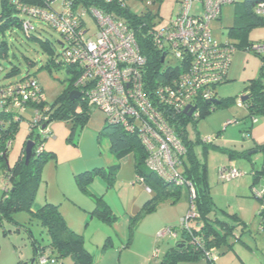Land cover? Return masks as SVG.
I'll list each match as a JSON object with an SVG mask.
<instances>
[{
    "label": "rangeland",
    "instance_id": "1",
    "mask_svg": "<svg viewBox=\"0 0 264 264\" xmlns=\"http://www.w3.org/2000/svg\"><path fill=\"white\" fill-rule=\"evenodd\" d=\"M242 1L235 0L236 4L224 6L222 19L212 22L211 25L219 42H230L233 46L235 44L241 46L236 48L231 57L229 75L233 81L223 83L217 89V100L229 99L230 104L225 108H217L199 123L191 122L187 127L189 138L193 141V153L199 163L206 166L208 188L220 217H224L223 210L230 214L242 210L250 216L253 206L259 203L261 205L252 194L261 190L264 180V176L261 175L262 178L254 181L252 174L254 169H261L264 162V152L253 150L256 145H264V117L254 122L252 137L244 139V127L250 126L251 120L243 121L248 115V110L241 104L250 80L261 75L263 62L255 47L264 46V26L251 29L243 39L237 36L239 31L234 30V34H230L234 24L235 9ZM60 4L59 1L56 6L60 8ZM127 4L131 12L136 15H141L146 9V3L140 0H128ZM153 6L151 9H159V17L155 20L159 26L169 23L179 9L178 0H159ZM196 10H198L197 5H194V11ZM86 20L91 30H94L96 24L93 17L88 15ZM35 26L37 31H41L40 37L51 42L55 55H62L61 35L43 23H35ZM2 42L8 43L9 55L7 59L0 58V85L18 81L29 71L31 75L36 74L40 81L45 103L54 104L68 87L69 75L66 70L53 68L51 74L46 69H41L48 60V55L42 51L37 42L26 39L19 29L9 30L4 35L0 33V44ZM26 59L35 64L28 66ZM168 64L166 63L163 69ZM14 65L20 68V74L6 79V74ZM34 114L32 107H28L23 113V119L9 154L11 166L19 157L25 142L30 141L29 122L33 121ZM106 124L105 113L101 110H93L84 128L77 125L72 131L73 124L59 118L48 125L47 131L51 134L45 145L53 146L56 157L43 167L42 181L37 189L35 203L41 204L47 196L58 199L60 203L62 201L63 214L74 228L84 234L86 245L95 254L94 264H159L168 249L180 240V225L191 212L189 191L183 187L177 202L172 203L168 200L160 202L155 209L142 213L141 217L134 221L152 194L147 190L146 184L137 181L132 154L118 160L110 151V143L106 135L101 136L98 141V134ZM209 137H213L215 145L205 148L204 141ZM198 138L201 141L197 142ZM245 151L249 157L240 155ZM253 151L256 153L251 154ZM114 164L119 166V170L112 186L108 187L102 178H99L100 180L95 178L90 183L88 191L80 187L76 179L78 174L88 168L87 171L107 168ZM232 169L240 171L242 175L227 179ZM4 189L5 184L0 174V200L4 195ZM100 200L103 206L109 209L113 220H103L91 214L100 205ZM14 218L17 224L5 222L2 225L0 222V264H16L20 258L23 260L34 258L31 231L41 246L47 245L46 233L38 220L29 212H17ZM188 223L190 226L194 225L193 221ZM169 228L176 231L172 229V232L161 238L160 234ZM249 230L242 240L254 244L255 237L263 243L264 234L258 233L257 224L250 225ZM5 232L8 234L6 235ZM235 234L237 236L233 242L241 235V230L237 228ZM237 245L239 244L235 245L234 252L220 256V264H242L239 256L247 259V255L244 254L246 252ZM205 261H181L178 264L203 262L206 264ZM61 264H73V262L67 257Z\"/></svg>",
    "mask_w": 264,
    "mask_h": 264
},
{
    "label": "trees",
    "instance_id": "2",
    "mask_svg": "<svg viewBox=\"0 0 264 264\" xmlns=\"http://www.w3.org/2000/svg\"><path fill=\"white\" fill-rule=\"evenodd\" d=\"M79 1L85 6L95 7L107 13H114L117 17L130 23V27L135 30L142 52L148 58L146 77L161 76L163 71L162 53L153 48L148 33L150 25L159 16V9L153 10L152 7L146 5V9L142 14L136 15L131 12L128 6L118 5L116 1L107 4L104 0H77L76 3H79ZM158 1L153 0L154 4ZM57 3L55 0H1L0 33L4 35L9 30L19 29L26 39L37 42L42 51L48 55V60L41 69H46L51 74L53 68L57 70L64 69L69 75L68 87L52 105H47L45 99L42 101L41 98L44 97L43 87L36 74L31 75L29 71L24 78L18 81L0 85V174L5 184L4 195L0 200V222L2 225L5 222L17 224L14 218L15 214L27 211L33 218L38 220L47 235V245L41 246L31 231L34 258L32 260L20 258L16 264H42L43 258L46 260L45 264H61L67 257L71 258L73 264H94L95 261V254L86 245L84 234L69 224L61 212L60 204L47 201L36 211L32 210L37 189L42 181L41 172L43 167L48 161L56 157L55 153L47 149L45 145L51 133L45 134L44 131H47L48 125L56 118L72 123L74 126L72 131L77 125L84 128L93 111L88 108L81 94L74 101L70 99L71 93L79 92V88L75 84L81 74V64L78 60L74 61L73 57L74 53L82 49V44L77 38V34L73 37L68 33L58 31L55 22L44 17L45 14L59 21L63 3L61 2L60 8L56 6ZM261 3H264V0H243L239 3L240 6L235 9L231 35L236 30L239 31L237 36L243 39L244 36L247 37V33L251 29L264 26V15L256 13V8ZM35 23H43L61 35L63 39V42L60 43L63 49L62 55H55L51 42L40 37L41 31H37ZM81 26L82 23L79 27ZM235 46L234 51L236 48H241L239 44H235ZM257 53L261 56L263 64L260 77L250 80L245 89V95L248 98L244 105L248 110V115L243 121L251 120V124L244 127V139L252 137L254 121L264 117V54ZM8 55L9 45L7 42H2L0 44V58L7 59ZM70 55L72 58H70ZM26 63L28 66L35 64L29 59H26ZM20 72V68L14 65L6 74V79L13 78L19 75ZM229 81L228 74L224 83ZM221 100L220 105L205 103L201 107L199 117L194 118L182 114L170 118L176 135L187 151L186 158L183 161V176L196 189L197 197L195 201L191 203L190 192L189 200L191 206L194 205L198 217L193 220V226L180 225V240L175 246L168 249L159 264H178L181 261L195 262L198 260H206L208 264H215L219 256L225 252L233 251L235 244L243 241V234H241L233 242V239L237 236L235 234L237 228L241 227L243 231L246 230V224L242 222L238 215L229 214L224 210L222 211L224 217L218 215L216 204L206 180V166L199 163L195 157L193 141L189 138L187 129L189 123L195 122L197 124L217 108L229 106V99ZM28 107H32L35 112L33 121L29 122L31 126L29 139L34 142L32 155L29 162H27L25 149L28 141H26L19 157L11 166L9 164V154L12 143L19 130L23 113ZM79 107L81 112L77 111ZM36 117L39 118L36 120ZM98 135V141L103 135L108 137L110 151L118 160L129 154L133 155L137 181H139L138 178L143 179V183L151 189L152 197L142 206V210L136 215L134 221H137L142 213L155 209L160 202L167 200L172 203L177 202L183 186H178L169 179L161 178L147 166L148 154L137 134L126 131L117 125H112L107 119V124ZM199 141L201 139L198 138L197 142ZM214 145V141L205 143V148L214 147ZM256 149L264 152V145H256L253 150ZM240 155L249 157L246 151L240 153ZM118 170L119 166L117 164L107 168H95L78 174L76 179L84 191H88L90 183L95 178H102L109 187L113 185ZM252 174L255 180L262 178L261 175L264 176V162L262 168L259 170L254 169ZM252 197L262 203L260 227L264 231V199L254 194H252ZM91 214L97 215L103 220L112 219L109 209L103 206L102 201ZM169 229L172 230L173 228ZM27 230L30 231L29 228ZM5 234L8 233L5 232Z\"/></svg>",
    "mask_w": 264,
    "mask_h": 264
},
{
    "label": "built area",
    "instance_id": "3",
    "mask_svg": "<svg viewBox=\"0 0 264 264\" xmlns=\"http://www.w3.org/2000/svg\"><path fill=\"white\" fill-rule=\"evenodd\" d=\"M55 1L63 3L59 21L45 14L44 17L53 20L58 31L73 37L77 34L81 41L82 49L73 57L81 64L75 86L88 108L101 110L110 124L137 134L148 154L147 166L161 178L188 188L193 203L196 189L183 176L187 151L170 118L188 115L185 111L193 107L192 117H199L205 103L214 105L217 100V88L229 74L234 46L219 42L211 25L220 19L222 8L235 4V0H178V12L169 23L159 26L153 21L148 29L149 38L162 58L165 55L163 66L169 63L161 76L155 78L146 77L148 58L130 23L114 13L76 3L77 0ZM104 1L128 6L125 5L128 0ZM140 1L154 7L153 0ZM194 5L199 11H194ZM256 13L264 15V3L257 6ZM88 15L95 20L94 30L86 20ZM255 51L264 54V46L255 47ZM41 99L44 101L45 97ZM241 104L245 103L241 100ZM77 111L81 112V108ZM213 140L209 137L204 143ZM241 175L232 169L227 179ZM138 180L143 182L141 178ZM147 190L151 193L150 188ZM253 194L264 199V180L261 190ZM191 209L181 223L186 227L198 217L194 205ZM169 232L172 230L163 231L160 237ZM45 262L43 258L41 263Z\"/></svg>",
    "mask_w": 264,
    "mask_h": 264
},
{
    "label": "crops",
    "instance_id": "4",
    "mask_svg": "<svg viewBox=\"0 0 264 264\" xmlns=\"http://www.w3.org/2000/svg\"><path fill=\"white\" fill-rule=\"evenodd\" d=\"M222 19V14H221V17H220V19L219 20H221ZM218 20V21H219ZM230 73V72H229ZM229 82H231V81H233V79H232V77L229 75ZM51 133V132H50ZM47 147V149H49V150H51V151H53L54 153H55V155H56V151H55V149L53 148V146H48V145H46ZM253 152H255V151H253ZM89 169V168H88ZM88 169H86V170H84L83 172H85V171H87ZM98 180H100L99 178H98ZM254 181H256L255 179H253ZM254 186V184L252 183V187ZM214 200V199H213ZM47 201H51V202H53V203H58V204H60V205H62V201H61V203H60V201L58 200V199H55V198H52V197H50V196H47L46 198H45V200L41 203V204H39V203H34V205H33V207H32V210L33 211H36L37 209H39L43 204H45V202H47ZM215 202V201H214ZM217 207V206H216ZM261 208H262V203H261V205H260V203H259V205L258 204H256V205H254L253 206V208H252V211L250 212V213H252L250 216L248 215V213L245 211V212H242V210H238V212L237 213H234V214H237L238 215V217L242 220V222H244L245 224H246V230L245 231H243L242 230V228L240 227L239 229L241 230V234H243V236H242V239L244 238V234H247L250 230H249V227H250V225L251 226H253V224L254 225H256L257 224V226H258V233L259 234H261L262 232V234H264V231L263 230H261V227H260V221H261V217H260V210H261ZM61 212H62V214H63V211H62V208H61ZM230 214V213H229ZM64 215V214H63ZM64 217L67 219V221L69 222V219L64 215ZM69 224H70V222H69ZM71 225V224H70ZM73 225V224H72ZM71 225V226H72ZM72 227H74V226H72ZM75 229H76V227H75ZM77 230V229H76ZM79 230V229H78ZM79 232H80V230H79ZM252 243V242H251ZM253 243L254 244H249V243H247L246 241H242V242H237L236 244H239V245H237V246H240V248L244 251V252H246V253H244V254H246L247 255V259L246 258H244L243 256H239V258H240V260H241V262H242V264H264V241H263V243H260L259 242V240L257 239V238H255L254 237V240H253ZM235 244V245H236ZM235 247V246H234ZM254 248H255V250H254ZM234 250H235V248L233 249V251H230V252H234ZM225 253H227L228 254V252H225ZM224 253V254H225ZM236 253V252H235ZM238 254V253H237ZM221 257H222V255H221ZM220 256L218 257V260L215 262V264H220L219 262H220V258H221ZM206 262V264H208V262L207 261H205ZM202 264H204V262L202 263Z\"/></svg>",
    "mask_w": 264,
    "mask_h": 264
},
{
    "label": "water",
    "instance_id": "5",
    "mask_svg": "<svg viewBox=\"0 0 264 264\" xmlns=\"http://www.w3.org/2000/svg\"><path fill=\"white\" fill-rule=\"evenodd\" d=\"M164 58H165V55H164L163 58H162V63H164ZM79 97H80V92H77V91L71 93V95H70V99H71L72 101L78 99ZM247 98H248V96H243L242 99H241L242 102H245V101L247 100ZM213 103L216 104V105H220V104H221V101H220V100H215V101H213ZM194 112H195V107H193V108H191V109L188 108V109L185 111V113H187L189 117H192V115H193ZM44 127H45V126H44ZM44 127H43V128H44ZM33 147H34V142L31 141V140L28 141V143H27V145H26V149H25V151H26V159H27V162H29V160H30V158H31ZM253 153H256V151H255V152H252L251 154H253ZM251 154H249V155H251Z\"/></svg>",
    "mask_w": 264,
    "mask_h": 264
},
{
    "label": "clouds",
    "instance_id": "6",
    "mask_svg": "<svg viewBox=\"0 0 264 264\" xmlns=\"http://www.w3.org/2000/svg\"><path fill=\"white\" fill-rule=\"evenodd\" d=\"M236 4V3H235ZM244 96H246V95H244ZM245 103V102H244ZM215 105V104H214Z\"/></svg>",
    "mask_w": 264,
    "mask_h": 264
}]
</instances>
